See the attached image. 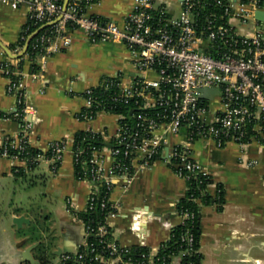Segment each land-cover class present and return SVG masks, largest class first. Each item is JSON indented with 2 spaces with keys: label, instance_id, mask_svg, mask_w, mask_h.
I'll return each instance as SVG.
<instances>
[{
  "label": "built area",
  "instance_id": "2783aa9c",
  "mask_svg": "<svg viewBox=\"0 0 264 264\" xmlns=\"http://www.w3.org/2000/svg\"><path fill=\"white\" fill-rule=\"evenodd\" d=\"M99 1L69 0L66 9L65 0H0V3L12 8L26 4L28 8V20L20 36L24 43L16 53L37 32L28 47L37 65L30 73L33 79H43L50 59L72 46L75 30L84 32L92 43H119L129 50L133 75L103 76L79 94L85 107L77 115L78 120L90 122L102 112L118 117L114 135L91 128L85 130L101 134L105 145L93 148L87 163L90 168L80 177L75 174L92 188L86 208L94 209L97 203L103 210L110 207L98 226L83 221L88 237L103 239L111 227L110 220L119 213V206L110 201L116 181H130L136 172L158 160H163L186 181L193 174L211 179L193 156L190 145L196 140H213L219 147L234 142L240 149L239 161L255 165L254 160H246L245 154L251 142H264V32L257 29L241 33L231 19L236 18L244 25L258 22L255 13L264 8V0H217L223 13L208 15L202 24L199 19L202 0L180 1L179 12H172L157 0H135L123 25L90 13ZM11 65L10 59L0 60L3 74L19 76L16 80L8 77L7 92L15 97L11 118L20 122L21 129L3 136L0 158L10 160L14 172L29 171L32 164L47 161L55 174L68 141L52 140L44 151L35 147L31 136L36 109L27 101L23 76L19 70L12 71ZM69 92L76 90L70 87ZM130 103L138 110L132 120L116 111L120 105ZM169 135L183 141L171 145ZM74 141L75 137L72 149L75 171L83 150L74 149ZM87 247L92 253L90 257L89 252H82ZM129 247L110 240L104 250L96 251V246L86 240L75 252L61 254L57 264H87V260L88 264H109L111 260L134 264L122 260ZM105 250L109 251L108 256ZM149 258V262L153 261L152 254Z\"/></svg>",
  "mask_w": 264,
  "mask_h": 264
},
{
  "label": "crops",
  "instance_id": "0c3cea01",
  "mask_svg": "<svg viewBox=\"0 0 264 264\" xmlns=\"http://www.w3.org/2000/svg\"><path fill=\"white\" fill-rule=\"evenodd\" d=\"M157 2L169 6L172 12L181 9L180 0ZM134 3L135 0H100L90 13L123 25ZM27 20L26 4L12 8L0 3V42L13 53L19 48ZM231 22L241 33L257 29L264 32V22L244 25L236 18ZM104 55L109 57L107 67L95 61ZM6 59L19 65L20 58H11L0 45V60ZM131 68L130 53L124 45L92 43L84 32L75 30L72 46L50 59L43 79L30 76L28 62L17 69L25 82L27 101L36 109L32 143L44 151L50 141L65 138L68 147L55 174L47 161L18 174L10 160L0 158V264L29 263L22 259L21 252L34 243L38 246L33 254L41 264H57L61 252H75L87 240L86 225L74 211L86 209L92 188L89 182L75 176L73 138L77 132L89 128L114 135L118 117L102 112L90 122L78 120L77 115L85 107L79 94L100 76L123 74L127 77L133 73ZM8 83L9 78L0 70V114H10L15 108V97L7 92ZM70 87L76 92L70 93ZM217 102L216 97L215 105ZM20 129L19 121L0 116V142L5 134H15ZM168 138L171 145L183 141L178 136ZM190 148L211 176L210 195L216 198L221 187L225 192L221 207L218 204L201 207L203 258L200 264H264V142L253 141L247 148L245 158L254 160V166L239 161L240 149L234 142L219 147L213 140L199 139ZM43 163L47 164L46 172L38 174L37 169ZM39 176L44 181L41 194L45 201L61 203L49 214H38L40 218L32 211L37 198L33 191ZM186 192V180L163 160L139 170L130 181H116L110 201L119 206V213L110 220L112 239L122 247L147 246L153 258L161 244L170 238L172 229L182 222L178 203ZM18 216L30 221L18 227L13 222ZM49 232L53 234L52 240L47 239ZM24 240L26 243L19 247ZM178 262L179 258H175L174 264ZM109 264H118V260H111Z\"/></svg>",
  "mask_w": 264,
  "mask_h": 264
},
{
  "label": "trees",
  "instance_id": "16d2710c",
  "mask_svg": "<svg viewBox=\"0 0 264 264\" xmlns=\"http://www.w3.org/2000/svg\"><path fill=\"white\" fill-rule=\"evenodd\" d=\"M63 2V0H62ZM217 0H202L200 5L201 14L199 19L201 24L205 22L206 17L211 14L221 15L223 13V8L217 5ZM23 41H19L18 46L23 45ZM14 49V48H12ZM210 51V49H209ZM35 56L31 54V47L28 49L27 53L20 58L19 65H11V70L22 69L26 62L29 63L30 71H35L37 65L34 62ZM7 77L13 80L19 78L18 75L11 73ZM117 113L122 114L127 117V119L132 120V116L138 110L134 106V103L128 105H120L117 108ZM0 116L12 117V114L1 113ZM74 149H81L83 153L81 155L80 161L75 163V174L80 177L82 173L90 168L87 165L91 150L93 148H102L105 145V141L101 134H93L88 131H79L75 135ZM35 152V151H34ZM37 165L32 164L30 167L34 169ZM26 170L21 169L18 174L25 173ZM212 182L211 179L207 180L206 177L202 175L193 174L187 183L186 195L178 203V211L183 215V220L181 223L176 225L171 232L170 238L163 242L158 250V252L153 256V261L155 264H174V259L179 258L178 264H200L203 258V254L200 251L201 235L202 230L200 226V213L202 205L208 204H218L219 207L224 203L225 192L223 187H221V192L216 198L210 195L208 192V184ZM110 207L106 209L100 208L96 205L94 209L86 208L82 211H74L79 219L87 224H92L98 226L105 220V216ZM192 239V241L190 240ZM89 244H94L97 248L96 251L104 250L107 241L112 239V229L108 230L105 238L93 236L88 239ZM89 247L82 248V252L88 253V257L92 255L90 253ZM104 254L109 255V251L105 250ZM151 254V249L147 246L133 245L128 248V251L122 254L123 262L132 261L134 264H146L149 262V257ZM89 261L87 260V264ZM118 264H123L119 262Z\"/></svg>",
  "mask_w": 264,
  "mask_h": 264
},
{
  "label": "water",
  "instance_id": "95a60500",
  "mask_svg": "<svg viewBox=\"0 0 264 264\" xmlns=\"http://www.w3.org/2000/svg\"><path fill=\"white\" fill-rule=\"evenodd\" d=\"M68 1L69 0H65V3H64V9H66L67 7V4H68ZM182 1V0H180ZM255 18L259 21V22H264V9L262 10H258L256 13H255ZM48 24L46 25H43L40 27V29L44 28L45 26H47ZM39 29V30H40ZM38 30V31H39ZM37 32L33 33L29 38L28 40L26 41L22 51L20 53H13L7 46H5L4 44H2L0 42V45L1 47L5 50V52L13 59H19L21 57H23L27 50H28V47H29V44H30V41L31 39L35 36ZM133 75V73H132ZM30 220L28 218H26L25 216H18V217H14L13 219V222L15 224H17L18 227H21L23 226V224L26 222L28 223ZM89 238V237H88ZM87 238V239H88ZM26 243V241H22L20 242L18 245L19 247H22L24 244ZM38 246V243H34V244H31L30 246L26 247L22 252H21V257L23 260L25 261H28L29 263L31 264H41V261L36 258L33 254V250ZM62 253H65V252H61L60 254Z\"/></svg>",
  "mask_w": 264,
  "mask_h": 264
},
{
  "label": "rangeland",
  "instance_id": "374dc122",
  "mask_svg": "<svg viewBox=\"0 0 264 264\" xmlns=\"http://www.w3.org/2000/svg\"><path fill=\"white\" fill-rule=\"evenodd\" d=\"M109 57L107 55H104L103 58L97 57L95 61L100 64L102 67H107L109 64ZM102 76H100L101 78ZM47 169V164L43 163L38 169L37 172L38 174L46 172ZM44 187V181L39 176V179L37 180V187L33 191L37 195L36 198V203L32 205V211H34V216L39 217L38 214L40 215H46L50 213V210L57 209V207H60L61 203L60 202H46L44 196L41 194V191L43 190ZM42 209V211H41ZM40 218V217H39ZM49 227L48 225L45 226L44 228ZM47 239L52 240L53 239V234L52 232L47 233Z\"/></svg>",
  "mask_w": 264,
  "mask_h": 264
}]
</instances>
